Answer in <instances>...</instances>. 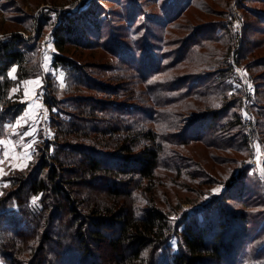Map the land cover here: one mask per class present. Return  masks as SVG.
Returning <instances> with one entry per match:
<instances>
[{"label":"trees","instance_id":"1","mask_svg":"<svg viewBox=\"0 0 264 264\" xmlns=\"http://www.w3.org/2000/svg\"><path fill=\"white\" fill-rule=\"evenodd\" d=\"M8 6L14 8L12 4ZM93 12L89 8L74 14L63 13L51 30L56 50L51 67L65 71L67 80L70 74L74 82L67 91L71 94L64 100L58 99L59 95L51 89L56 77L43 72L38 43L41 37L29 36L31 22L16 17L11 22L18 28L0 36V138L9 130L6 125L14 123L26 106L25 101L13 100L11 89L42 74L46 82L42 100L49 112V126L53 128L51 139L35 143V161L10 177L9 190L0 197V261L264 264V253L260 252L241 261L234 260L239 236L248 225L246 212L230 209L225 201L231 198V190H235V195L240 193L236 181L229 185L226 195L213 197L174 224L155 203L137 204V193L153 188L155 170L163 154L160 142L165 140L161 137L158 142L156 131L138 125L139 121L142 123L139 114L151 119L150 111L129 105L128 102H144L135 89L126 86L122 87L126 94L119 93L121 87L117 83L124 75L105 80L99 73L84 71L85 67L65 52L69 47L92 46L94 34L100 32ZM259 13L258 18H264V13ZM46 21L43 16L38 25L44 27ZM12 71L15 77L10 76ZM161 87L158 99L166 91ZM170 87L176 90V83ZM205 89L208 92L201 98L211 103L210 98L221 96L214 85ZM147 90L144 86L142 97L148 94ZM75 91L78 93L74 94ZM193 94L191 90L184 93L191 100ZM219 99L214 102L219 103ZM175 101L174 97L163 98L165 105ZM57 102L62 103L57 106ZM55 107L61 114L52 111ZM210 108L208 103L187 124L192 141L202 143L227 122L213 109L208 112ZM197 129L203 135L197 134ZM184 142L181 138L178 144L185 146ZM172 236L177 240L174 251L168 244Z\"/></svg>","mask_w":264,"mask_h":264},{"label":"rangeland","instance_id":"2","mask_svg":"<svg viewBox=\"0 0 264 264\" xmlns=\"http://www.w3.org/2000/svg\"><path fill=\"white\" fill-rule=\"evenodd\" d=\"M89 8L94 10L99 34H94L90 48L69 47L65 52L84 71L99 73L105 80L124 75L117 83L119 93L126 94L122 87L135 89L144 102L129 105L150 111L151 119L139 114L142 123L138 125L156 131L158 142L161 137L165 140L160 142L163 154L153 188L139 191L137 204L155 203L174 224L213 197L226 195L236 181L240 193L231 190V198L225 201L230 209L246 212L248 225L239 236L234 260L264 253V18H258L259 11L264 13V0H0V36L18 28L11 22L14 18L28 19L29 36L41 37L40 64L50 71L56 52L53 25L63 13ZM43 16L47 25L40 27L38 19ZM50 75L56 77L51 89L58 99L69 97L67 91L74 83L70 74L68 80L60 69ZM40 81L11 89L13 100L28 104L13 126L6 125L9 130L0 138V197L9 190L10 177L35 161V143L53 137ZM174 83L176 90L170 87ZM161 85L166 91L158 99ZM207 85L221 93L210 98L213 103L201 98L208 92ZM144 86L148 94L142 97ZM188 90L193 91L194 100L184 95ZM167 96L177 102L165 105ZM215 98H220L219 103ZM207 102L208 112L213 109L227 122L221 129L215 126V135L206 136L202 143L192 141L187 124L204 111ZM52 111L59 113L56 107ZM196 131L202 134L201 129ZM181 138L185 146L178 144ZM168 244L176 250L174 236Z\"/></svg>","mask_w":264,"mask_h":264},{"label":"crops","instance_id":"3","mask_svg":"<svg viewBox=\"0 0 264 264\" xmlns=\"http://www.w3.org/2000/svg\"><path fill=\"white\" fill-rule=\"evenodd\" d=\"M53 45V44H52ZM49 47V46H48ZM44 51V50H43ZM42 69H43V72L44 73H47V72H54L55 70H59L60 68H57V69H53L52 67H51V69H50V71H48L47 69H45V67L43 68L42 67ZM61 70V69H60ZM61 71H63V70H61ZM10 76L11 77H15V75H14V72L12 71L11 73H10ZM34 79H37V80H39L40 81V76H37V77H35V78H30V79H27V80H24V81H22L20 84H21V86H23L25 83H28V81L29 82H31L32 80H34ZM20 84H18L17 86H19ZM40 85H41V90H42V93H41V99H42V94H43V88H42V83H41V81H40ZM40 100V99H39ZM26 102V101H25ZM42 102H43V100H42ZM28 104V101H27V103H26V105ZM43 105H44V103H43ZM44 107H45V105H44ZM25 110V109H24ZM23 110V111H24ZM22 113H24V112H22ZM22 113H21V115H22ZM20 115V116H21ZM19 116V117H20ZM18 117V118H19ZM17 118V119H18ZM17 119H16V121L14 122V123H11V126H13L16 122H17ZM24 128H27L26 126L24 127Z\"/></svg>","mask_w":264,"mask_h":264},{"label":"snow or ice","instance_id":"4","mask_svg":"<svg viewBox=\"0 0 264 264\" xmlns=\"http://www.w3.org/2000/svg\"><path fill=\"white\" fill-rule=\"evenodd\" d=\"M28 133H25V135H27ZM28 147H31V145H29ZM33 203H35V201H33Z\"/></svg>","mask_w":264,"mask_h":264}]
</instances>
